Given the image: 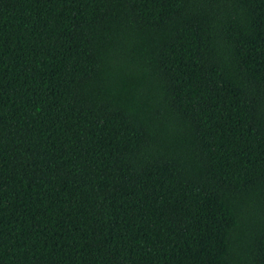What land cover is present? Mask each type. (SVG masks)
Wrapping results in <instances>:
<instances>
[{"label":"trees","instance_id":"obj_1","mask_svg":"<svg viewBox=\"0 0 264 264\" xmlns=\"http://www.w3.org/2000/svg\"><path fill=\"white\" fill-rule=\"evenodd\" d=\"M0 264H264V0H0Z\"/></svg>","mask_w":264,"mask_h":264}]
</instances>
